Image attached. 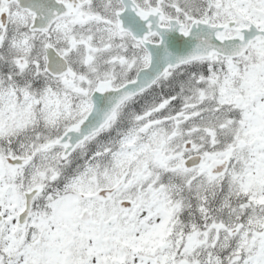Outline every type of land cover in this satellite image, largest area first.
<instances>
[{"label": "snow or ice", "instance_id": "obj_1", "mask_svg": "<svg viewBox=\"0 0 264 264\" xmlns=\"http://www.w3.org/2000/svg\"><path fill=\"white\" fill-rule=\"evenodd\" d=\"M0 264H264V0H0Z\"/></svg>", "mask_w": 264, "mask_h": 264}]
</instances>
